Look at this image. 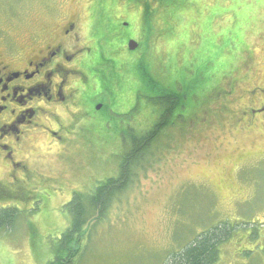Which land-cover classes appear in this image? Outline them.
Returning a JSON list of instances; mask_svg holds the SVG:
<instances>
[{
    "label": "rangeland",
    "instance_id": "1",
    "mask_svg": "<svg viewBox=\"0 0 264 264\" xmlns=\"http://www.w3.org/2000/svg\"><path fill=\"white\" fill-rule=\"evenodd\" d=\"M88 2L0 0V53L5 28L21 42L26 37L17 32L47 31L63 17L84 25ZM106 3L116 10L118 36L114 48L104 49L107 64L99 66L113 67L116 82L86 103L85 129L63 133L56 146L38 136L26 146L30 182L23 193L4 184L10 189L0 199V209L12 207L16 215L0 228V264H50L73 227L68 204L79 195L88 208L90 196L111 179L123 185L99 217L96 208L86 213L72 264H168L171 254L223 224L231 237L215 264H264V126L238 121L241 103L264 88V0L155 1L150 26L142 2ZM103 25L99 49L111 40ZM139 65L154 87L142 86ZM157 84L180 90L185 106L136 153L122 180V167L140 143L134 136L160 122ZM64 249L57 264H68L73 251Z\"/></svg>",
    "mask_w": 264,
    "mask_h": 264
},
{
    "label": "flooded vegetation",
    "instance_id": "2",
    "mask_svg": "<svg viewBox=\"0 0 264 264\" xmlns=\"http://www.w3.org/2000/svg\"><path fill=\"white\" fill-rule=\"evenodd\" d=\"M106 1L89 0L84 25L63 17L47 31L17 32L26 37L21 42L9 37L5 28L0 53V199L10 188L23 193L22 185L30 182L23 158L26 146L37 136L56 146L63 141V133L85 129L89 118L86 103L101 88L107 87L108 93L116 82L113 67L104 71L105 66H99L102 61L107 64L104 49L114 48L118 36L112 19L116 10H109ZM103 22L111 40L99 49V34L95 32ZM82 32L84 48L80 44ZM256 93L257 89L251 93L252 102L241 103L239 109L238 121L246 124L245 128L264 126V88H260V97L255 98ZM95 107L98 111L102 105ZM8 183L12 187L7 189L4 184Z\"/></svg>",
    "mask_w": 264,
    "mask_h": 264
},
{
    "label": "trees",
    "instance_id": "3",
    "mask_svg": "<svg viewBox=\"0 0 264 264\" xmlns=\"http://www.w3.org/2000/svg\"><path fill=\"white\" fill-rule=\"evenodd\" d=\"M144 4V24L149 25L150 24V17L152 11L150 8V3L158 1H140ZM161 2V1H159ZM150 26V25H149ZM104 25L98 26L96 33L100 35L99 30L103 29ZM103 32L102 39L104 40L108 35ZM101 40V37L99 36V42ZM102 48V45L100 46V49ZM145 68L139 65V76L138 80L141 81L142 86L149 88H152L154 86H151L150 83H152V80L150 79L149 73L144 70ZM154 94L157 96H154L157 102L158 106L161 109V117L159 118L160 122L154 125V129L148 130L144 135H138L134 137H138L140 143H135V150L128 155V161L125 162V166L122 167L121 173L119 174L120 178L123 180L126 178V175L128 173L127 166L129 165L130 161H132L136 157V153L143 148V146L146 145L151 139H153L156 135V133L161 129V127L166 126L167 123H170L171 119L175 116L176 110L179 108H184L185 102H184V94L180 92V90H170L163 87H160L158 84L155 87ZM160 91V92H159ZM148 98V97H147ZM152 99V97H151ZM156 103V102H155ZM154 107H156V104H152ZM166 119V121L164 120ZM133 138V137H132ZM145 141V142H142ZM145 143V144H144ZM112 182L111 185H108L106 187L98 188L97 192H94L90 198L92 200L89 202L88 208L85 207V203L87 202L85 197L83 199H80L79 195H75L76 197L74 200H71L70 204H68L67 208L69 209L68 212L71 214V217H73V227L70 228L61 238L60 241H58V248L56 249V256L53 258L52 262L50 264H57L59 261V252H63L64 246L66 249L71 248V253L68 255V264H72L71 261L75 258L76 253H78V249L76 246V242L78 239H81L82 235L79 234L82 233L81 229L86 223V213L89 211V209L96 208V211H98V217L100 216V213L102 212V207L108 202V200L111 198L112 193L120 190V186L123 185V183L119 180H110ZM109 181V182H110ZM101 189V191H99ZM15 211L14 208L8 207L0 209V228L7 227L11 225L15 219ZM97 219V218H96ZM95 219V220H96ZM97 221V220H96ZM94 222V221H93ZM90 222L89 224L93 223ZM87 224V225H89ZM88 231V230H87ZM86 231V232H87ZM84 233V232H83ZM231 237V228L228 224L223 225H217L213 228H211L208 231H204L200 233L195 240L189 244H186L184 247H182L178 252L171 254L168 260V264H215L219 259V248L222 244H224L229 238ZM76 238V239H75ZM73 245H75L73 247ZM77 248V249H76ZM72 259V260H71ZM71 260V261H70Z\"/></svg>",
    "mask_w": 264,
    "mask_h": 264
},
{
    "label": "water",
    "instance_id": "4",
    "mask_svg": "<svg viewBox=\"0 0 264 264\" xmlns=\"http://www.w3.org/2000/svg\"><path fill=\"white\" fill-rule=\"evenodd\" d=\"M142 1H151V0H142ZM159 1H168V0H159ZM136 47L137 44L135 42L131 41L128 43V49H130V51H133Z\"/></svg>",
    "mask_w": 264,
    "mask_h": 264
}]
</instances>
